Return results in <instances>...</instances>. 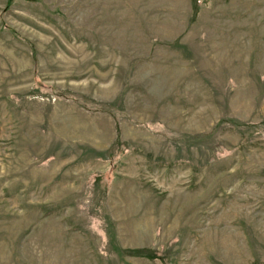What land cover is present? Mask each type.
<instances>
[{
    "label": "rangeland",
    "instance_id": "374dc122",
    "mask_svg": "<svg viewBox=\"0 0 264 264\" xmlns=\"http://www.w3.org/2000/svg\"><path fill=\"white\" fill-rule=\"evenodd\" d=\"M0 264H264V0H0Z\"/></svg>",
    "mask_w": 264,
    "mask_h": 264
}]
</instances>
